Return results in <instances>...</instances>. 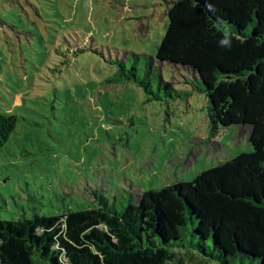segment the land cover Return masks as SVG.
<instances>
[{
    "label": "rangeland",
    "instance_id": "obj_1",
    "mask_svg": "<svg viewBox=\"0 0 264 264\" xmlns=\"http://www.w3.org/2000/svg\"><path fill=\"white\" fill-rule=\"evenodd\" d=\"M171 1L0 0V113L18 117L0 151V218L95 208L100 196L120 208L254 152L248 127L210 135L188 70L155 60L170 87L152 81V96L119 80L132 54L156 59Z\"/></svg>",
    "mask_w": 264,
    "mask_h": 264
},
{
    "label": "trees",
    "instance_id": "obj_2",
    "mask_svg": "<svg viewBox=\"0 0 264 264\" xmlns=\"http://www.w3.org/2000/svg\"><path fill=\"white\" fill-rule=\"evenodd\" d=\"M167 17L156 59L132 54L119 80L152 96V81L170 87L156 61L188 70L210 135L248 127L254 152L120 208L100 196L95 208L0 218V264H264V0H173ZM17 126L0 113V151Z\"/></svg>",
    "mask_w": 264,
    "mask_h": 264
},
{
    "label": "clouds",
    "instance_id": "obj_3",
    "mask_svg": "<svg viewBox=\"0 0 264 264\" xmlns=\"http://www.w3.org/2000/svg\"><path fill=\"white\" fill-rule=\"evenodd\" d=\"M225 35L227 36V33ZM224 43H226V41Z\"/></svg>",
    "mask_w": 264,
    "mask_h": 264
}]
</instances>
